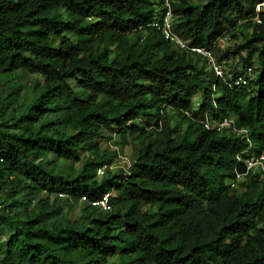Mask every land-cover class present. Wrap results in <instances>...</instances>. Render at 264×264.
<instances>
[{
	"label": "trees",
	"instance_id": "1",
	"mask_svg": "<svg viewBox=\"0 0 264 264\" xmlns=\"http://www.w3.org/2000/svg\"><path fill=\"white\" fill-rule=\"evenodd\" d=\"M261 1L172 0L184 40L236 60L223 78L153 25L164 0H0V73L39 75L25 109L0 113V264H264V180L231 185L248 136L264 153ZM241 24L238 49L222 47ZM206 113L248 136L205 127ZM104 130L133 153L99 177ZM39 191L85 199L83 217L51 225L49 198L13 209ZM107 193L109 209L93 203Z\"/></svg>",
	"mask_w": 264,
	"mask_h": 264
},
{
	"label": "rangeland",
	"instance_id": "2",
	"mask_svg": "<svg viewBox=\"0 0 264 264\" xmlns=\"http://www.w3.org/2000/svg\"><path fill=\"white\" fill-rule=\"evenodd\" d=\"M238 37H232L227 39L224 43L225 49H233L236 51L237 44L242 42V39L247 36L250 31L246 28V25H238L237 28ZM236 60H229V63H222L224 69L231 68L230 65ZM39 80V75L30 74L23 71H14L7 73H0V113H6L7 116L11 115V112L17 113L18 109H25L39 93V87L36 86V82ZM4 110V111H2ZM169 115L172 118L173 124L178 121V115L173 110H170ZM106 135L101 144L99 154L104 158L106 166L105 169L110 173L118 171H127L131 165L132 160V146L123 143L122 138L119 136L111 137V132L103 131ZM134 136H131L132 140ZM135 139V138H134ZM91 155L88 150H83L80 153L81 158L84 160ZM66 165L79 168L82 165V161L68 160ZM101 177V176H99ZM24 197V198H22ZM21 198V199H20ZM49 198L50 203H56L59 207V214L52 220L51 225L58 224L59 222H65L68 220L80 219L83 217L84 208L88 205V201L85 199H67L56 198L55 195H50L48 192L39 191L31 195V199L26 194L20 193V202L18 207H13L15 211L21 209L25 205L34 206L40 203L41 200ZM0 199H3L5 203L9 204L11 200L5 193L0 195ZM123 257L121 255H115L109 259L108 264H121Z\"/></svg>",
	"mask_w": 264,
	"mask_h": 264
},
{
	"label": "built area",
	"instance_id": "3",
	"mask_svg": "<svg viewBox=\"0 0 264 264\" xmlns=\"http://www.w3.org/2000/svg\"><path fill=\"white\" fill-rule=\"evenodd\" d=\"M256 15L253 18L255 22L263 23L264 22V0L257 3L255 7ZM175 16L173 12L172 0H164L161 7L160 15L156 17L153 22V25L157 27L161 33L165 36L166 39L173 42L180 50L188 51L191 53H200L203 56L207 57L210 61V65L214 67L220 77L224 78V68L215 57L213 49L210 47L193 45L188 41L184 40L175 30H174ZM229 36H224L219 41L224 45V42L229 39ZM247 74L251 75L253 67L246 68ZM247 74L240 73L236 76V83H241L243 85L248 84ZM204 126L209 129L224 130L229 129L232 131H238V133H245L248 135V130L245 128H238L236 121L233 117H224L219 119H212L211 116L206 113L205 118L203 119ZM250 141V140H249ZM254 144L250 143L249 147L242 150L238 154L237 160L238 164L236 167L235 177L231 182L233 188H238L244 180L251 174L258 175L261 179H264V153H258L254 151ZM105 166H101L97 170V174L102 176L105 174ZM60 195H66L60 193ZM109 195L110 193L105 194L102 199L97 203L103 206L104 209H109ZM2 205L0 204V207Z\"/></svg>",
	"mask_w": 264,
	"mask_h": 264
},
{
	"label": "clouds",
	"instance_id": "4",
	"mask_svg": "<svg viewBox=\"0 0 264 264\" xmlns=\"http://www.w3.org/2000/svg\"><path fill=\"white\" fill-rule=\"evenodd\" d=\"M174 12V11H173ZM174 16H175V14H174ZM156 19V18H155ZM174 25H175V23H174ZM226 36H229L230 37V35H226ZM165 37V36H164ZM224 37V36H223ZM222 37V38H223ZM227 41V40H226ZM226 41L224 42V43H226ZM220 42V41H219ZM221 43V42H220ZM221 46H222V44H221ZM224 47V46H223ZM214 52V51H213ZM216 57V56H215ZM219 62V61H218ZM220 63V62H219ZM221 64V63H220ZM223 66V65H222ZM224 68V67H223ZM252 73V72H251ZM246 136H248V135H246ZM247 139H248V142H249V145H250V143H253L252 142V140L251 139H249V136L247 137ZM250 140V141H249ZM249 145H248V147H249ZM248 147H246V148H248ZM245 148V149H246ZM258 153H260V152H258ZM264 180V179H263Z\"/></svg>",
	"mask_w": 264,
	"mask_h": 264
}]
</instances>
